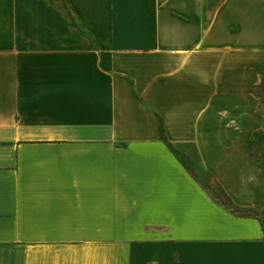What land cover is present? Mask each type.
<instances>
[{
  "label": "crops",
  "instance_id": "crops-1",
  "mask_svg": "<svg viewBox=\"0 0 264 264\" xmlns=\"http://www.w3.org/2000/svg\"><path fill=\"white\" fill-rule=\"evenodd\" d=\"M262 131L264 0H0V264H264Z\"/></svg>",
  "mask_w": 264,
  "mask_h": 264
},
{
  "label": "rangeland",
  "instance_id": "rangeland-1",
  "mask_svg": "<svg viewBox=\"0 0 264 264\" xmlns=\"http://www.w3.org/2000/svg\"><path fill=\"white\" fill-rule=\"evenodd\" d=\"M262 133L263 134L258 132L255 135V140H253V142H252V150H253L254 155L256 157L260 156L261 160L264 163V131H262ZM180 159L184 162V164L190 170L195 171V173L199 176L200 180L203 182V184L207 188V191L209 192V194H211L213 199H215L218 203L226 206L228 209H230L231 207L235 208L233 210V212H235V213L255 216L261 220V222L263 223V226H264V209L262 211H253V210H249V209H241L237 206L234 207L231 200H229L225 196L221 187L217 183H215L206 173H204L201 170H197V169L193 168V166L188 161H186L183 157H180Z\"/></svg>",
  "mask_w": 264,
  "mask_h": 264
},
{
  "label": "trees",
  "instance_id": "trees-1",
  "mask_svg": "<svg viewBox=\"0 0 264 264\" xmlns=\"http://www.w3.org/2000/svg\"><path fill=\"white\" fill-rule=\"evenodd\" d=\"M163 136V138H164V135H162ZM167 142V141H166ZM168 144V146L171 148V150H173V152H175V154L180 158V157H183V155L179 152V151H177L174 147H173V145H171L170 143H167ZM184 158V157H183ZM185 159V158H184ZM224 192V191H223ZM224 194H225V196L230 200V198L226 195V193L224 192ZM234 205V204H233ZM222 206H224V205H222ZM224 207H226V206H224ZM234 207H236L235 205H234ZM227 208V207H226ZM228 209V208H227ZM235 208H233V207H231L230 208V210L231 211H233ZM252 212V211H251ZM264 227V226H263Z\"/></svg>",
  "mask_w": 264,
  "mask_h": 264
}]
</instances>
